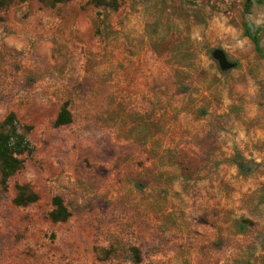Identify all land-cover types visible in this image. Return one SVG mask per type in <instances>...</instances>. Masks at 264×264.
Segmentation results:
<instances>
[{
  "label": "rangeland",
  "instance_id": "1",
  "mask_svg": "<svg viewBox=\"0 0 264 264\" xmlns=\"http://www.w3.org/2000/svg\"><path fill=\"white\" fill-rule=\"evenodd\" d=\"M10 115L0 264H264V0H0Z\"/></svg>",
  "mask_w": 264,
  "mask_h": 264
},
{
  "label": "trees",
  "instance_id": "2",
  "mask_svg": "<svg viewBox=\"0 0 264 264\" xmlns=\"http://www.w3.org/2000/svg\"><path fill=\"white\" fill-rule=\"evenodd\" d=\"M44 1V0H41ZM53 4L61 3L68 0H50ZM251 2V0H248ZM248 36L251 38L255 49L261 52L260 39L258 35H252L248 31ZM72 116L65 103L58 114L55 125L63 126L71 123ZM31 152V144L27 135L20 131V126L13 115L8 116L0 124V167L2 172V182L6 184L8 177L20 168L24 162L23 156ZM241 171H244V166L239 164ZM18 194L14 199L17 205H27L35 202L38 195L35 192L29 191L25 186H17ZM54 210L51 212V218L56 222L66 221L70 217V212L61 196L53 198ZM134 255L139 260V251L134 249Z\"/></svg>",
  "mask_w": 264,
  "mask_h": 264
},
{
  "label": "water",
  "instance_id": "3",
  "mask_svg": "<svg viewBox=\"0 0 264 264\" xmlns=\"http://www.w3.org/2000/svg\"><path fill=\"white\" fill-rule=\"evenodd\" d=\"M249 27L251 29V32H253V28L251 24H249ZM214 57L216 60L219 61V63L222 65L223 68L227 69V68L232 67V64L228 61L227 56L225 55L224 52L217 50L214 52Z\"/></svg>",
  "mask_w": 264,
  "mask_h": 264
},
{
  "label": "crops",
  "instance_id": "4",
  "mask_svg": "<svg viewBox=\"0 0 264 264\" xmlns=\"http://www.w3.org/2000/svg\"><path fill=\"white\" fill-rule=\"evenodd\" d=\"M257 1H258V2H261V0H257ZM261 10H262V8L259 7V6L255 8V11H256V12H259V11H260V13H261Z\"/></svg>",
  "mask_w": 264,
  "mask_h": 264
}]
</instances>
